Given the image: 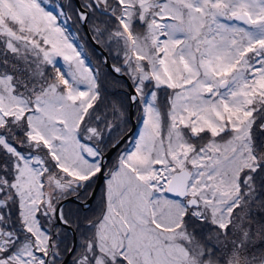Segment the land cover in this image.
Returning a JSON list of instances; mask_svg holds the SVG:
<instances>
[{"label": "snow or ice", "instance_id": "1", "mask_svg": "<svg viewBox=\"0 0 264 264\" xmlns=\"http://www.w3.org/2000/svg\"><path fill=\"white\" fill-rule=\"evenodd\" d=\"M0 264H264V0H0Z\"/></svg>", "mask_w": 264, "mask_h": 264}, {"label": "rangeland", "instance_id": "2", "mask_svg": "<svg viewBox=\"0 0 264 264\" xmlns=\"http://www.w3.org/2000/svg\"><path fill=\"white\" fill-rule=\"evenodd\" d=\"M96 58H97V57L94 56V57H93V60L95 61Z\"/></svg>", "mask_w": 264, "mask_h": 264}]
</instances>
